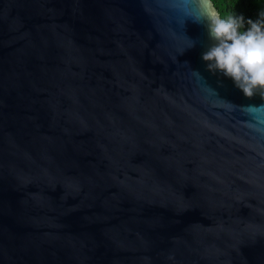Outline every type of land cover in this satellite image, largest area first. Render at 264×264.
Masks as SVG:
<instances>
[{
	"label": "water",
	"instance_id": "1",
	"mask_svg": "<svg viewBox=\"0 0 264 264\" xmlns=\"http://www.w3.org/2000/svg\"><path fill=\"white\" fill-rule=\"evenodd\" d=\"M201 15L0 0V264H264V94Z\"/></svg>",
	"mask_w": 264,
	"mask_h": 264
},
{
	"label": "clouds",
	"instance_id": "2",
	"mask_svg": "<svg viewBox=\"0 0 264 264\" xmlns=\"http://www.w3.org/2000/svg\"><path fill=\"white\" fill-rule=\"evenodd\" d=\"M210 46L201 53L209 72H219L244 96L264 94V10L257 19L242 14H223L216 0H196Z\"/></svg>",
	"mask_w": 264,
	"mask_h": 264
},
{
	"label": "trees",
	"instance_id": "3",
	"mask_svg": "<svg viewBox=\"0 0 264 264\" xmlns=\"http://www.w3.org/2000/svg\"><path fill=\"white\" fill-rule=\"evenodd\" d=\"M216 6L222 15L234 12L255 20L264 10V0H216Z\"/></svg>",
	"mask_w": 264,
	"mask_h": 264
}]
</instances>
